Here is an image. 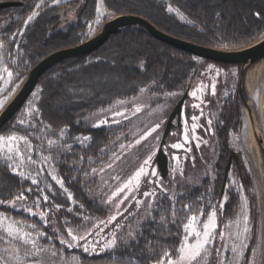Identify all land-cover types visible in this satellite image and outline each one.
I'll use <instances>...</instances> for the list:
<instances>
[{"label": "trees", "instance_id": "16d2710c", "mask_svg": "<svg viewBox=\"0 0 264 264\" xmlns=\"http://www.w3.org/2000/svg\"><path fill=\"white\" fill-rule=\"evenodd\" d=\"M21 1L22 7L0 12L16 13L8 25L10 32L0 37L6 42L8 55L14 50L15 40L11 37L12 33L22 28L28 14L39 3L42 12L27 27L23 51L21 49L16 51L15 60L12 55L10 56L11 63H8V66L16 73L17 78L26 75L50 52L88 39V37L77 39V36L87 28L84 15L92 18L96 7L95 0H90V3L85 0L78 21L72 24V29L68 25L61 30L51 31L49 27L53 20L57 21L62 16V14L59 16V10H63L64 6L76 0H64L58 5L46 6L44 0ZM51 1L49 0V3ZM173 1L188 14L192 23L180 21L176 15L167 12L158 0H104V3L115 14L141 15L163 31L211 47L251 43L264 33V0ZM2 18L0 15V21ZM85 60L90 61L85 63ZM207 63L222 64L227 68L231 65L202 60L188 51L156 39L141 27L126 26L117 34H112L95 52L63 60L51 67L38 83L40 96L37 120L39 124L47 125L54 134L65 130L68 139L78 135L89 137L86 143H73L68 147L53 150L56 153L58 173L64 180L66 188L72 193V198L84 209L92 212L96 216L95 221H101L89 233L87 242L85 239L81 242L73 241L68 235L69 230L72 229L75 235L74 231H83L93 226L94 222H91L93 220L75 215L68 207L64 195L60 200L48 199L45 202L39 185L33 183L29 177L13 172L2 159H0V211L35 224L46 234L55 248L64 250L67 255L75 254L84 262L92 264H152L167 258L166 254L177 257L188 218L200 212L203 220L214 207L218 214L217 237L221 246L225 225L237 215L240 202L238 191L231 186V170L224 194L222 198L220 196L232 147L229 137L231 132L238 131L242 126L244 107L248 102L244 83L221 100L216 112L213 127L215 160L212 175L204 177L199 185L179 186L175 193L165 194L156 203L151 216L140 221L137 220L138 213L127 215L121 212L119 215H107L108 208L96 199L99 196L97 188L94 187L97 183L88 177L92 167L103 164L109 157L111 142L120 129L95 128L80 121L85 114L108 103L107 98L99 90L98 76L104 69L117 67L119 83L128 89V92L136 93L140 86L152 83V88L156 92L181 91L183 94L199 65L203 67L194 87L201 80ZM191 99L195 100L192 95ZM19 112L4 125L0 133L17 131L30 136L29 128L16 123ZM261 131L264 138V107ZM259 142L262 143L260 140ZM169 149L172 150L170 147ZM262 153L264 157V148ZM231 166L245 194L250 198L254 217L251 241L242 263L248 264L258 226L253 177L244 160L241 169L234 161ZM21 195L25 199L17 200L16 198ZM80 205L77 204L76 207L80 208ZM58 217L63 222L66 233L60 231ZM114 238L116 244L111 248L106 247ZM61 240L66 243L62 244ZM68 243H71L72 247H68ZM85 247L88 251H84ZM219 251L220 247L217 246L215 254L218 255ZM216 258L209 264H215Z\"/></svg>", "mask_w": 264, "mask_h": 264}, {"label": "rangeland", "instance_id": "374dc122", "mask_svg": "<svg viewBox=\"0 0 264 264\" xmlns=\"http://www.w3.org/2000/svg\"><path fill=\"white\" fill-rule=\"evenodd\" d=\"M62 1L64 0H52L49 3V0H44L45 6L58 5ZM158 1L162 3L167 12L176 15L180 21L192 23L188 14L173 0ZM84 2L85 0H76L70 4L73 5L72 7L68 5L64 6L63 10H59V16L67 11L65 16L59 17L62 28H66L72 22L76 23L75 19L79 15ZM86 2L90 3V0ZM95 3V13L92 18H89L87 14H83L87 28L77 36V39L94 36L100 31L106 20L118 15L105 6L104 0H95ZM41 8L39 3L28 16L26 23L36 19L42 12ZM29 17H32V19L29 20ZM56 22L53 20L49 30L52 31V27L55 26ZM58 29L61 30V28ZM263 36L264 33L255 41ZM251 43L221 48L238 49ZM4 49V43L0 41V105H2L0 111L21 86L26 76L23 75L17 78L16 73L6 66ZM89 61L85 60L84 62L88 63ZM240 72L241 65L239 64H231L227 68L222 64L207 63L200 77L201 80L191 89V95L193 92L196 93L195 96L192 95L195 100L191 104V109L187 110L184 106L181 124L173 128L169 135L165 150L169 155L170 168L168 177L165 178L159 172L155 159L163 132L168 125L170 126L168 119L174 103L182 92H156L152 88V83L140 86L136 93L128 92V89L126 90L119 83L117 67H110L101 71L98 76L99 90L107 98L108 103L85 114L80 118V121L95 128L116 127L120 129L111 142L109 157L103 164L92 167L88 174L90 180L97 183L94 186L97 188L99 195L96 199L108 208L107 215H119L121 212L127 215L138 213L137 220L140 221L151 216L156 203L165 194L175 193L179 186L199 185L204 177L212 175L215 160L213 141L215 115L220 107L221 100L230 92L235 91L239 85ZM243 83L246 89L248 86L257 85L256 87L260 88L263 95L262 113L260 115L262 119H260V111L257 109L256 103L258 98H253L247 90L248 103L252 106L255 117L254 122L259 123L260 127V132L256 135L259 160L254 159L249 145H247L249 131H247L248 128L244 129L246 124L245 115L248 111L246 106L244 107L242 126L238 131L231 132L229 143L232 149L241 152L244 163L253 177L258 226L257 237L255 242L252 243L248 264H264V157L262 153L264 141L259 142V138L263 137L261 126L263 124L264 107V58L257 63L245 66ZM39 96L40 87L37 85L16 119V123L29 128L30 136L17 131L0 133V159L6 161L13 172L23 173L22 176H27L32 181L36 180L40 191L48 199L60 200L64 195L68 207L75 215L93 220L91 222H94V224L90 228L83 231H74L76 236L85 237L84 239L87 242L89 233L101 220L95 221L96 216L72 198V193L66 188L64 180L58 173L56 153L53 149H62L73 143H86L89 137L78 135L68 139L65 130L54 134L47 125L39 124L37 120L39 117ZM248 112L250 113V111ZM153 129L155 130L153 131ZM11 137L16 139L14 141L10 140ZM174 145H180V147H174ZM149 157H151L150 160ZM145 160H149L147 166L144 165ZM141 167H144V174L137 177L136 173ZM231 168V186L238 191L240 196L237 215L226 223L220 246L217 237L218 214L216 207L203 220L202 213L192 214L185 224V234L179 249L186 244H195L197 238L193 235L194 231L200 232L201 236L199 238H203V232L205 231L203 225L209 223L210 217L213 223L207 231L211 233L212 243L207 246L206 252H202L201 257L197 258L196 261H185V264H209L216 256L215 264H242L244 262L252 237L254 217L251 212L250 198L245 194L239 178ZM120 189H123V191H120ZM146 193L150 195H145ZM77 204L80 205V208L76 207ZM213 213H215L214 217H212ZM193 217H195V221H193ZM9 227H12L14 232L31 233L33 237H36L38 233H45L31 222L14 218L11 214L0 211L1 264H30L32 245L30 243L25 244L22 240L9 236L7 234ZM245 228L248 229L247 232L244 231ZM71 232H73L72 229ZM238 236L239 238H237ZM185 237H187V240ZM81 241L82 239H78V242ZM37 244L46 249L38 257L42 264H92L84 262L75 254L67 255L64 250L55 248L46 235L40 236ZM241 244H243L242 251L238 247V252L233 253L232 248ZM217 246L220 247L218 255L215 254ZM179 249L178 256L171 257L173 262L177 261L179 257ZM253 251L256 253L254 257L252 256ZM152 264H169V260L167 257Z\"/></svg>", "mask_w": 264, "mask_h": 264}, {"label": "water", "instance_id": "95a60500", "mask_svg": "<svg viewBox=\"0 0 264 264\" xmlns=\"http://www.w3.org/2000/svg\"><path fill=\"white\" fill-rule=\"evenodd\" d=\"M10 5V2L0 3V10ZM126 26L141 27L156 39L161 40L176 48L188 51L196 57H199L200 59L212 60L214 62L224 64L241 65L240 84H243L245 66L248 64L257 63L264 58V36L259 40L238 49L211 47L187 39H183L169 32L163 31L150 20L141 15L131 13L118 14L106 20L100 31L94 36L86 39L81 43L54 50L44 58H42L37 64H35L26 74L21 86L0 111V131L4 127V125L21 110L30 94L38 85L40 78L51 67L63 60L77 56H85L95 52L110 38L112 34H117L122 28ZM202 67L203 65H199L194 71L190 83L186 87L185 91L183 92L182 96L179 98L178 102L171 112V115L168 119V124H170V126L168 125V127H166L163 132L155 162L159 172L165 178L168 177L169 173V155L166 152L165 147L168 145V139L171 130L173 128H176L177 125L181 124V116L184 104L186 103L187 110L191 109L192 107L190 89L193 88L195 83L198 81V74ZM256 103L257 109L259 110V101L257 100ZM246 107L252 114V120H254L255 117L253 114L252 106H250L247 102ZM259 140L261 142L264 141L263 137H260ZM233 158L235 159L237 166L241 169L240 153L239 151L232 149L225 168L224 181L220 198H222L225 191ZM57 220L60 231L62 233H66L65 226L61 219L58 217Z\"/></svg>", "mask_w": 264, "mask_h": 264}, {"label": "snow or ice", "instance_id": "6c2138e0", "mask_svg": "<svg viewBox=\"0 0 264 264\" xmlns=\"http://www.w3.org/2000/svg\"><path fill=\"white\" fill-rule=\"evenodd\" d=\"M31 19H32V17H29V20H31ZM9 75H11V73H9ZM195 94H196L195 92L192 93V95H194V96H195ZM0 106H2V105H0ZM137 111H139V109H137ZM157 127H158V125H157ZM154 130L155 129H153V131ZM148 134L150 135L151 133H148ZM15 139H16L15 137H11L10 138V140H13V141ZM137 142H139V141H137ZM174 147H180V145H174ZM150 159H151V157H149V160ZM149 160H145L144 161V165L145 166L148 165ZM109 166H111V165H109ZM142 174H144V167H141L139 169V171L136 173V176L139 177ZM20 175H23V173H20ZM53 179H55V177H53ZM33 183H38V182L36 180H33ZM129 183H131V181H129ZM61 187H62V184H61ZM28 191L30 192L31 189H28ZM120 191H123V189H120ZM145 195H150V194L146 193ZM16 199L17 200L25 199V197H23L21 195V196H18ZM43 199H44L45 202H47L48 197L45 195L43 197ZM31 214L32 215H36V213H31ZM214 216H215V213L212 214V217H214ZM193 221H195V217H193ZM212 223H213V220L210 217L209 218V223L203 225V228L205 229V231L203 232V238L202 239L199 238L201 236V233L200 232H195V231L193 232V235L197 238L195 244H186L184 247L180 248L179 249V257H178L177 261L173 262L171 260L170 254H166L168 256L169 264H185V261L192 262V261H196L197 258L201 257V253L202 252H206L207 246L212 243L211 233L209 231H207V229H209V227L212 225ZM244 231L247 232L248 229L245 228ZM7 234L9 236H12L15 239L22 240L23 243H25V244H29L30 243L32 245V249H33L31 251V253H30V257H31L30 264H42L41 260L38 259V257L40 256L41 252L42 251H45L46 249L41 248L37 244V240L40 238V236H43V235H46V234L38 233V235L36 237H33L31 235V233L14 232V229L12 227H9L7 229ZM68 235L71 236V239L73 241H77L78 239H84L85 238L83 236L78 237V236L74 235L71 232V230H69ZM237 238H239V236ZM185 239L187 240V237H185ZM60 242L62 244L66 243V241H64V240H61ZM115 244H116V240L114 238L111 242H109L108 245H106V247L111 248ZM67 246L68 247H72V244L71 243H68ZM238 247L242 251L243 244H241L240 246H234L232 248V252L233 253H237L238 252ZM84 251H88V248L85 247L84 248ZM255 255H256V253H255V251H253L252 252V256L254 257Z\"/></svg>", "mask_w": 264, "mask_h": 264}, {"label": "flooded vegetation", "instance_id": "af4514ba", "mask_svg": "<svg viewBox=\"0 0 264 264\" xmlns=\"http://www.w3.org/2000/svg\"><path fill=\"white\" fill-rule=\"evenodd\" d=\"M3 2H10L11 3V5L10 6H7L6 8H3V9H1L0 10V12L1 11H3V10H8V9H11V8H13V7H22V1L21 0H2V1H0V3H3ZM73 5H70V7H72ZM33 12V10L28 14V16L31 14ZM66 12L67 11H65L63 14H62V16H65L66 15ZM77 12V11H76ZM16 13H5V14H0V15H2L3 16V18L1 19V24H0V37L1 36H5L6 34H8L9 32H10V27L8 28V25L11 23V21H12V16H14ZM28 16H27V18H28ZM38 17V16H37ZM36 17V18H37ZM27 18H26V20H25V23H24V25L22 26V28L21 29H19V30H15L13 33H12V35H11V37H12V39H14L15 40V43H14V50L12 51V52H9V55L7 54V52H6V48H7V45H6V42L4 41V40H1L0 39V41H2L3 43H4V46H5V49H4V55H5V57H6V66L9 68V66H8V63H11V59H10V56L12 55V58H13V60H15L16 59V57H17V53H16V51L18 50V49H21V51H23V46H24V39H26L27 38V34H26V30H27V32H28V29H27V27L29 26V24H32V22L34 21V20H31V21H29V22H27L26 23V21H27ZM78 18H79V15L76 17V19H75V21L77 22L78 21ZM59 21V22H58ZM58 22V23H57ZM57 22H56V24H55V26L54 27H52V30H54V29H58V28H61L62 29V27H61V23H60V19L59 20H57ZM72 24H73V22L71 23V24H68L69 26H71L72 27ZM71 27H69L70 29H72ZM7 29V30H6ZM9 29V30H8ZM29 31H31V30H29ZM9 69H11V68H9ZM12 70V69H11ZM239 85H241L240 83H239ZM178 101H176L175 103H174V107H175V105H176V103H177ZM193 103V100H191V104ZM184 106H186V103L184 104ZM183 106V110H184V107ZM173 107V108H174ZM173 110V109H172ZM182 110V111H183ZM247 145H249V143L247 142ZM249 149H250V147H249ZM231 150H232V148H231ZM233 150H235V149H233ZM250 152H251V150H250ZM239 153H240V157H241V167H242V161H243V157H242V154H241V152L239 151ZM252 153V152H251ZM230 154H231V151H230ZM229 157H230V155H229ZM229 159V158H228ZM234 161V163L237 165V163H236V161H235V159L233 158L232 159V162ZM231 165H232V163H231ZM239 168V167H238ZM240 169V168H239Z\"/></svg>", "mask_w": 264, "mask_h": 264}, {"label": "bare ground", "instance_id": "6f19581e", "mask_svg": "<svg viewBox=\"0 0 264 264\" xmlns=\"http://www.w3.org/2000/svg\"><path fill=\"white\" fill-rule=\"evenodd\" d=\"M254 71V70H253ZM254 76V74H253ZM253 80V79H252ZM249 81V80H248ZM255 84V83H254ZM257 85L255 86H248L247 87V90L249 92V94L257 99L258 98V101H259V116L261 115L262 113V100H263V95H262V92L260 90V88L256 87ZM251 113H249L248 111L246 112V115H245V118H246V124H245V130L248 128L247 131L249 136H248V143H249V147H250V150L252 152V156L254 157V159L256 161L259 160V147H258V144H257V137L256 135L260 132L259 131V123L257 122H254V120H252L251 118ZM248 119V120H247ZM260 119H262V117L260 116ZM248 121V123H247ZM247 124H248V127H247Z\"/></svg>", "mask_w": 264, "mask_h": 264}]
</instances>
